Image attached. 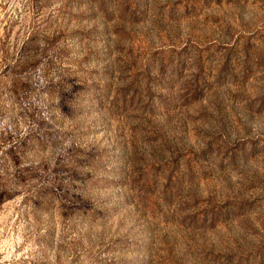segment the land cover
Returning <instances> with one entry per match:
<instances>
[{"label":"rangeland","instance_id":"374dc122","mask_svg":"<svg viewBox=\"0 0 264 264\" xmlns=\"http://www.w3.org/2000/svg\"><path fill=\"white\" fill-rule=\"evenodd\" d=\"M0 264H264V0H0Z\"/></svg>","mask_w":264,"mask_h":264}]
</instances>
